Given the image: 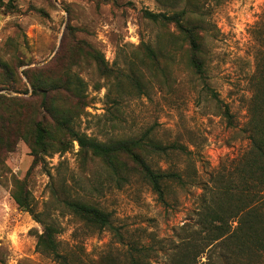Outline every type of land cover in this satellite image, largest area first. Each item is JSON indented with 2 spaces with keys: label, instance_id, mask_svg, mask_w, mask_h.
I'll return each instance as SVG.
<instances>
[{
  "label": "rangeland",
  "instance_id": "1",
  "mask_svg": "<svg viewBox=\"0 0 264 264\" xmlns=\"http://www.w3.org/2000/svg\"><path fill=\"white\" fill-rule=\"evenodd\" d=\"M190 5L203 10L196 15ZM183 10L194 13L204 38V80L175 27L145 17L146 11L170 16ZM146 47L156 50L158 61ZM262 57L264 0H0V264H58L38 249L42 221L56 224L62 248L82 264H97L114 250L109 232L88 230L65 208L72 197L110 213L121 231L157 249L152 264H172L173 244L201 231L202 214L213 205V178L251 146L245 127ZM36 79L44 88L34 89ZM206 84L229 104L235 127ZM76 88L80 96L69 90ZM56 108L69 111L65 117H73L75 130L99 142L150 131L165 145L181 143L190 154L151 155L148 162L182 172L186 187L171 183L164 205L135 172L128 183L117 180L104 161L80 153L77 141L62 153L57 143L64 134L50 112ZM41 119L55 145L44 163L36 161L33 140ZM222 250L209 247L201 263L238 264Z\"/></svg>",
  "mask_w": 264,
  "mask_h": 264
},
{
  "label": "trees",
  "instance_id": "2",
  "mask_svg": "<svg viewBox=\"0 0 264 264\" xmlns=\"http://www.w3.org/2000/svg\"><path fill=\"white\" fill-rule=\"evenodd\" d=\"M195 3L197 0H190ZM202 11V5H190ZM194 13L188 10L176 12L168 16L162 13L145 12L150 21L163 25H173L179 37L191 47V65L200 79L206 78L208 61L205 59L202 46L204 38L198 31L193 19ZM205 32L206 30L203 29ZM150 59L158 61V53L146 47ZM32 82L34 89L44 88L43 80ZM137 87L141 83L133 79ZM139 82V83H138ZM205 83V82H204ZM80 96V89H69ZM205 91L209 98L219 105L221 115L228 126L235 127L236 117L229 104L208 84ZM253 95L249 106V121L245 133L251 142L248 152L237 165L228 168L227 173H219L213 179L215 189H210L211 202L202 214L201 231L187 239L173 244L169 254L172 264H202L201 259L209 247L220 246L223 252L238 264H264V57L259 58L255 75L252 78ZM48 96V93H47ZM56 129L64 136L57 146L62 153L69 150L75 141L80 146V153L89 154L104 161L117 180L129 182V172L133 171L152 189L158 200L167 205L169 185L176 183L185 188L187 179L180 171L156 169L148 162L151 155L168 156L170 153L190 154L179 142L165 145L148 131L141 137L121 138L110 143L99 142L75 130L73 117L65 109L50 111ZM53 135L45 119L34 122V150L37 162H46L45 157L52 156L54 150ZM69 140V141H68ZM208 188V187H206ZM20 207L33 212L27 200L16 197ZM65 208L94 233L107 231L111 234V244L115 247L102 254L97 264L108 260L110 264H152L157 249L145 245L143 240L133 238L128 231H121L113 222L112 215L80 198H69L64 202ZM39 222H41L39 220ZM43 232L38 235V249L58 264H82V257L73 250H65L58 240L61 232L54 223L41 222Z\"/></svg>",
  "mask_w": 264,
  "mask_h": 264
}]
</instances>
